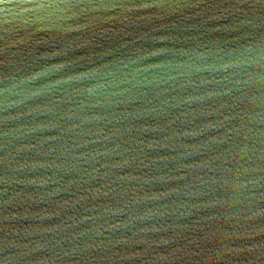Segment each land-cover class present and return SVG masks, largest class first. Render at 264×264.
Wrapping results in <instances>:
<instances>
[{"label": "water", "instance_id": "95a60500", "mask_svg": "<svg viewBox=\"0 0 264 264\" xmlns=\"http://www.w3.org/2000/svg\"><path fill=\"white\" fill-rule=\"evenodd\" d=\"M0 264H264V0H0Z\"/></svg>", "mask_w": 264, "mask_h": 264}]
</instances>
